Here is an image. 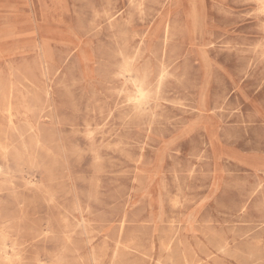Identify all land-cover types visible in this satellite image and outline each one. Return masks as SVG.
Listing matches in <instances>:
<instances>
[{
    "label": "rangeland",
    "instance_id": "374dc122",
    "mask_svg": "<svg viewBox=\"0 0 264 264\" xmlns=\"http://www.w3.org/2000/svg\"><path fill=\"white\" fill-rule=\"evenodd\" d=\"M0 168V264H264V0H0Z\"/></svg>",
    "mask_w": 264,
    "mask_h": 264
},
{
    "label": "bare ground",
    "instance_id": "6f19581e",
    "mask_svg": "<svg viewBox=\"0 0 264 264\" xmlns=\"http://www.w3.org/2000/svg\"><path fill=\"white\" fill-rule=\"evenodd\" d=\"M129 77V76H128ZM160 77H162V76H160ZM133 85H134V83H133ZM201 87V86H200ZM147 91L145 90V87L142 85V84H138L137 85V89H136V96L134 97V101H135V103L136 104H139V103H141L143 100H145L146 98H147ZM202 99V98H201ZM202 102V101H201ZM148 105V104H147ZM203 106V105H202ZM12 106H11V104H8L7 105V111L9 112L12 108H11ZM141 109H143L142 107H141ZM200 111V110H199ZM206 112V111H205ZM49 122V121H48ZM146 144V143H145ZM97 162V161H96ZM0 169H2V168H0ZM137 169V168H136ZM3 170V169H2ZM1 173V172H0ZM261 180H262V178H261ZM27 183H28V181H26ZM262 182H264V181H262ZM31 183V182H30ZM151 184V183H150ZM31 186V185H30ZM160 191V190H159ZM150 195V194H149ZM159 196H161V195H159ZM161 198V197H160ZM146 199H148V198H146ZM143 200V199H142ZM141 201V200H140ZM202 201V200H201ZM138 203V202H137ZM137 203L135 204V205H137ZM130 208V207H129ZM162 208V207H161ZM160 212V211H159ZM80 216V215H79ZM190 217V216H189ZM197 217V216H196ZM189 220V219H188ZM195 220V219H194ZM159 222V221H158ZM193 222V221H192ZM188 223V222H187ZM79 224V223H78ZM46 228V227H45ZM44 228V229H45ZM43 229V230H44ZM46 233V232H45ZM5 250V249H4ZM40 259H42V257L40 258ZM43 261V260H42ZM41 261V262H42Z\"/></svg>",
    "mask_w": 264,
    "mask_h": 264
}]
</instances>
